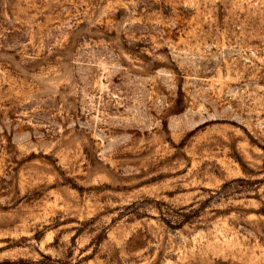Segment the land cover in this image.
<instances>
[{"label":"rangeland","instance_id":"rangeland-1","mask_svg":"<svg viewBox=\"0 0 264 264\" xmlns=\"http://www.w3.org/2000/svg\"><path fill=\"white\" fill-rule=\"evenodd\" d=\"M0 264H264V0H0Z\"/></svg>","mask_w":264,"mask_h":264}]
</instances>
